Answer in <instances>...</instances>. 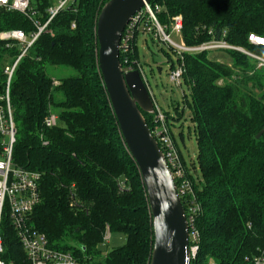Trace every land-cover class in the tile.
Here are the masks:
<instances>
[{"label": "trees", "instance_id": "obj_1", "mask_svg": "<svg viewBox=\"0 0 264 264\" xmlns=\"http://www.w3.org/2000/svg\"><path fill=\"white\" fill-rule=\"evenodd\" d=\"M55 1L29 0L26 13L0 9V32L21 29L30 37L38 31L35 22H46ZM106 1L72 0L19 59L9 82L16 128L12 158L16 165L40 173V201L30 224L52 247L69 250L88 264H149L153 230L146 191L98 68L96 19ZM150 3L163 6L156 12L160 24L182 17L185 45L223 38L264 55V46L248 40L250 33L264 36V0ZM142 21L148 22L146 17ZM139 31L128 50L119 51L122 69L143 66ZM21 50L19 41L0 39V96L7 81L5 68ZM211 52L175 53L173 61L164 51L170 59L168 71L183 64L182 84L188 89L182 102L173 104V114L163 111L166 123L174 139L171 126L187 112L202 173L198 180L192 176L175 142L193 191L180 195L186 215L190 206H197L193 224L198 250L190 264H252L251 258L264 248V66L237 50ZM48 65L70 67L76 74L54 78L46 72ZM54 107L59 110L57 124L46 127L44 119ZM141 113L153 130L155 110ZM191 165L195 168V160ZM70 191L76 205L70 203ZM107 227L126 239L102 255L99 245ZM1 234L5 262L30 264L7 218Z\"/></svg>", "mask_w": 264, "mask_h": 264}, {"label": "built area", "instance_id": "obj_2", "mask_svg": "<svg viewBox=\"0 0 264 264\" xmlns=\"http://www.w3.org/2000/svg\"><path fill=\"white\" fill-rule=\"evenodd\" d=\"M71 1L72 0H56L55 3L48 8L49 17L46 22L43 25H38V23L35 22L38 31L32 33L30 37H28L21 29L0 32L1 40L14 39L19 41L22 45L20 54L11 65L6 66L5 68L7 81L4 94L0 96V264H7L2 258L4 244L1 227L3 219L5 218L9 220L15 230L19 243L21 244V247L23 248L26 258L30 264H88L76 257L69 250L52 247L46 236L30 224V214L40 201V173L16 165L12 158L16 128L9 96L10 78L19 59L36 40L39 33L44 29L49 21ZM28 6L29 0H0V9L26 13ZM159 9L160 8L157 4L154 6H152L151 3L144 4V7L138 11L125 26L121 36L120 49L124 51L128 50L130 47V41L132 40L135 31L142 29L143 32H151L155 37L159 36L162 41L168 45V47L172 48L173 51L176 52L177 56H181L183 53L232 49L243 52L255 59L258 66H264L263 56L251 53L243 47L231 45L223 38L211 39L202 44L192 46L185 45L183 42L181 44L173 42L166 27H163L156 18V12H158ZM146 16H148L147 19L149 20L145 23V25H143L144 22L142 19ZM72 27H74V23H72ZM170 27L172 31L180 34L182 28V17L180 15L174 16L171 20ZM210 32L211 31H209V33ZM248 40L255 45L264 46L263 35L250 33L248 34ZM122 70L124 72H128L130 70H134V68L129 66ZM136 70L139 71L153 101L155 110V125L151 131L166 158L175 181L178 182V186L176 185L177 190L180 195H184L186 193L192 194L193 191L191 182L185 175V167L181 162L175 141L166 123V116L163 110L155 103L153 96L148 89V84L144 76L142 66L137 64ZM183 72V64H178L174 68L170 69L168 72L169 82L176 86H181ZM56 124L57 114L50 111L44 119V125L46 127H52ZM68 198L72 205H76L72 191L69 192ZM196 209V205L190 206L187 216L191 258L195 257L198 250V232L193 224V214ZM110 233L111 232L107 227L103 235V240H108L110 238ZM250 262L252 264H264V248L261 249L257 255L252 257Z\"/></svg>", "mask_w": 264, "mask_h": 264}, {"label": "water", "instance_id": "obj_3", "mask_svg": "<svg viewBox=\"0 0 264 264\" xmlns=\"http://www.w3.org/2000/svg\"><path fill=\"white\" fill-rule=\"evenodd\" d=\"M152 0H107L96 19L98 68L126 147L144 185L153 230L149 264H190L187 215L173 173L141 111L154 104L138 70L119 62L121 36L131 18ZM261 131L256 135L259 137Z\"/></svg>", "mask_w": 264, "mask_h": 264}, {"label": "rangeland", "instance_id": "obj_4", "mask_svg": "<svg viewBox=\"0 0 264 264\" xmlns=\"http://www.w3.org/2000/svg\"><path fill=\"white\" fill-rule=\"evenodd\" d=\"M157 5L160 8L159 10L163 8L162 5ZM147 17L148 16H146V20H149L147 19ZM169 23L170 21L168 22V24L166 23V25L165 23H162L161 25L163 27H166L173 42L181 44L182 39L180 34L172 31L171 27H168V25H170ZM143 33L141 31L138 33V51L139 57L143 64L142 68L148 84V89L152 94L156 104L163 111L169 110L173 114V104L179 101L182 102V93L184 91L188 93L186 85L182 84L181 86H176L168 80V72L170 71H168L170 65V59H168V56L173 61H175L176 52H174L172 48L168 47V45L163 42L159 36L155 37L151 32ZM164 51L168 54V56L164 53ZM217 51L218 50L210 52L217 53ZM251 53L264 57V55L254 51ZM46 72L48 73V75L59 79L76 74L75 70L70 67L53 65H48L46 67ZM60 97L61 96L59 94L56 95V99H60ZM52 110L54 113L58 114V108L54 107ZM171 127L177 147L183 155L185 162L189 166L192 176L196 180L200 179L202 173L197 161V137L194 131L193 123L189 119L187 112H185V118L181 120L180 123L174 122L173 126ZM193 160H195V168H192L191 165ZM125 239L126 238L123 233L112 231L110 233V238L108 240H103L99 245L100 253L103 255L113 248L122 246L125 243Z\"/></svg>", "mask_w": 264, "mask_h": 264}, {"label": "crops", "instance_id": "obj_5", "mask_svg": "<svg viewBox=\"0 0 264 264\" xmlns=\"http://www.w3.org/2000/svg\"><path fill=\"white\" fill-rule=\"evenodd\" d=\"M140 31L143 33V30H142V29H140ZM140 31H139V32H140ZM143 34H144V33H143ZM160 69H161V67H160Z\"/></svg>", "mask_w": 264, "mask_h": 264}]
</instances>
